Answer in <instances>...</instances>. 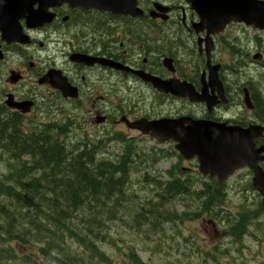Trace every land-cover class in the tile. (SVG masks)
Here are the masks:
<instances>
[{"label": "flooded vegetation", "instance_id": "obj_1", "mask_svg": "<svg viewBox=\"0 0 264 264\" xmlns=\"http://www.w3.org/2000/svg\"><path fill=\"white\" fill-rule=\"evenodd\" d=\"M27 2L0 0V105L7 111L27 115L8 108L7 100L30 101L31 112L67 105L78 116L85 110L83 117L99 135L119 129L125 140L153 143L129 129L126 119L189 117L241 130L260 126L253 144L264 148V95L256 89L264 70V28L233 21L214 28L187 0L61 1L43 8L40 19L28 16L38 0ZM50 72L65 78L77 96L64 97L52 86ZM256 166L264 172V151ZM254 174V168L243 166L223 186L254 188ZM234 175L240 178L231 183ZM222 213L210 217L213 227L223 223L240 242L255 226L253 236L262 242L264 215L228 220ZM235 228H240L237 236Z\"/></svg>", "mask_w": 264, "mask_h": 264}, {"label": "trees", "instance_id": "obj_2", "mask_svg": "<svg viewBox=\"0 0 264 264\" xmlns=\"http://www.w3.org/2000/svg\"><path fill=\"white\" fill-rule=\"evenodd\" d=\"M27 123L22 115L0 105V166L4 169L0 176V264H91L72 249V242L106 261L96 242L105 237L109 220L121 218L117 210L133 174H141L152 193L133 209V228L158 224L164 218L186 221L223 211L225 187L217 182L208 186L211 179L207 182L197 172L184 173L177 166L165 171L166 180H158L156 173H140L147 168L145 164L152 166L170 156L162 149L142 153L117 134L114 140L122 141L123 147L105 160L97 156L98 146L112 138L90 141L79 135L68 144L66 135L72 126L68 118L43 124L33 118ZM128 193L125 199L135 198ZM176 203L184 208L180 213L174 209ZM239 229H234L236 236ZM12 243L35 247L37 256L19 254ZM126 256L131 264H147L134 251Z\"/></svg>", "mask_w": 264, "mask_h": 264}, {"label": "rangeland", "instance_id": "obj_3", "mask_svg": "<svg viewBox=\"0 0 264 264\" xmlns=\"http://www.w3.org/2000/svg\"><path fill=\"white\" fill-rule=\"evenodd\" d=\"M246 73L248 72L245 68ZM261 76L258 80L259 84L256 85V89L263 93L264 95V70L261 71ZM252 75V73L250 74ZM44 91V89H41ZM63 108L47 109L46 112L39 109H43V105L37 107L33 112L25 117V122L27 123L30 119L37 118L38 123L52 122L54 120L61 121L69 119L72 123L70 131L66 135L68 144L71 142H76L77 136L82 137L88 135L89 140H95V137L100 136L97 133V129L93 127V124L89 122L88 117L85 119L86 111H82L79 116L72 107H67V105H61ZM45 113V114H44ZM75 115L77 117H75ZM121 129V127H119ZM119 130V129H118ZM125 132V131H124ZM130 135L136 136L137 133L129 132ZM133 142L137 144V147L142 149L144 153H153L150 151L151 148H162L164 152L169 154L167 158H161L155 161L152 166L145 164L146 167L144 171L146 174L153 175L157 174L158 180H166V170L175 167L191 168L193 167V162L182 161L177 159L173 154V144H155L149 140L140 138L139 140L134 139ZM120 144L111 143L107 147H99L98 154L104 153L103 156L111 160L113 155H116L120 151ZM155 152V151H154ZM142 165V162H138ZM151 169V170H150ZM153 170V171H152ZM152 171V172H151ZM140 172V173H142ZM4 174L3 167L0 166V176ZM140 176L136 174L132 175L126 184V190L124 192V200L122 206L117 210V216L121 218L116 221L109 220L107 222V228L105 232V237L102 236V240H97L96 245L99 250L105 254L107 260H102L98 255L95 257L90 251L78 246L77 243L72 242V249L79 252L81 256L86 260L90 261L91 264H131L126 256L130 251H134L140 259L147 264H263L264 263V240L261 238L264 232L260 234V240L257 241L256 237L253 236L252 232H256L255 226L250 227V222L248 223L249 229L252 232L244 234L241 241L234 239L224 224H218L213 227L211 224L207 223L206 214H202L197 219L169 222L164 218L158 224H148L153 231L148 229V225H142L140 229L133 228V209L137 207L138 204L142 203L146 198L151 197L149 185L143 184ZM230 180L232 183L235 179H239L237 175ZM244 185V184H243ZM239 186V185H235ZM229 187V186H228ZM136 195L135 198L126 197L125 193ZM260 199L258 198L255 191L249 187L231 188L229 187L227 196L221 206V210L224 213V218H229L228 220L236 219L234 216L244 215V211L262 214L264 215V210L259 208ZM174 209L178 213L183 210V207L178 203L175 204ZM215 210V209H214ZM173 211V210H171ZM113 213V209H111ZM132 213V214H131ZM222 213V214H223ZM228 214V215H227ZM232 217V218H231ZM249 217V216H246ZM161 217H159V220ZM262 219V218H261ZM157 221V220H154ZM235 223V221L233 222ZM12 247L19 254H27L28 256H37L36 248L31 246H21L17 243H12ZM226 252L223 254L222 250ZM217 252L220 254L216 255V259L213 255Z\"/></svg>", "mask_w": 264, "mask_h": 264}, {"label": "water", "instance_id": "obj_4", "mask_svg": "<svg viewBox=\"0 0 264 264\" xmlns=\"http://www.w3.org/2000/svg\"><path fill=\"white\" fill-rule=\"evenodd\" d=\"M61 1L74 5L80 4V0H38L40 4L38 9L35 12H29L28 16L31 18L37 16V19H40L46 15L43 8ZM88 1L98 2L99 0ZM187 1L200 16L201 21L212 24L214 28L221 27L232 20L245 22L260 29L264 28V1L262 0ZM29 4L28 0L27 6ZM37 24H40V21ZM51 82L52 86L59 89L65 97L76 96L75 89L68 84L65 78L52 74ZM204 101L207 102L209 108L212 107V102L206 98ZM6 102L8 106L18 108L23 113L30 111L31 102L18 103L10 100ZM125 122L129 128L149 134L157 140L173 139L176 141L175 148L181 155L186 159L196 156L200 172L211 176L216 175L219 181H223L233 170L244 165L254 168L253 184L262 195L264 204V173L256 167L259 154L264 151V148L255 149L253 144V138L261 134L262 127L251 126L247 130H241L239 127H229L223 123L193 120L189 117L175 120L164 118L154 121L142 119L136 122L126 120ZM184 123L187 125L184 126Z\"/></svg>", "mask_w": 264, "mask_h": 264}, {"label": "bare ground", "instance_id": "obj_5", "mask_svg": "<svg viewBox=\"0 0 264 264\" xmlns=\"http://www.w3.org/2000/svg\"><path fill=\"white\" fill-rule=\"evenodd\" d=\"M44 114H45V113H44ZM34 121H35V118H34ZM32 122H33V121H32ZM27 124H28V123H27ZM42 124H43V123H42ZM28 125H29V124H28ZM28 125H27V126H28ZM33 129H35V127H34ZM37 130H38V129H37ZM36 132H37V131H36ZM80 137H81V136H80ZM77 138H79V137L77 136ZM99 147H102V146H98V148H99ZM98 150H99V149H98ZM103 154H104V153L97 154V156H98V157H99V156H102L105 160H108V158H107V157H104ZM147 165H148V164H147ZM144 167H145V166H144ZM138 168H139V167H138ZM147 168H148V167H147ZM137 170H138V169H137ZM140 170H142V169H140ZM150 170H151V169H150ZM152 171H153V170H152ZM152 171H151V172H152ZM141 172H142V171H141ZM138 173H139V172H138ZM79 263L81 264V261L77 262V264H79Z\"/></svg>", "mask_w": 264, "mask_h": 264}]
</instances>
